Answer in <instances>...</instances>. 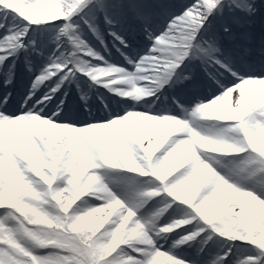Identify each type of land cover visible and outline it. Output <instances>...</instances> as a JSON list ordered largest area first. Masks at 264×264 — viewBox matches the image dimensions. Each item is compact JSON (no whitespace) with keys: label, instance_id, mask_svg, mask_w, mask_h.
I'll use <instances>...</instances> for the list:
<instances>
[{"label":"snow or ice","instance_id":"6c2138e0","mask_svg":"<svg viewBox=\"0 0 264 264\" xmlns=\"http://www.w3.org/2000/svg\"><path fill=\"white\" fill-rule=\"evenodd\" d=\"M0 264H264V0H0Z\"/></svg>","mask_w":264,"mask_h":264}]
</instances>
